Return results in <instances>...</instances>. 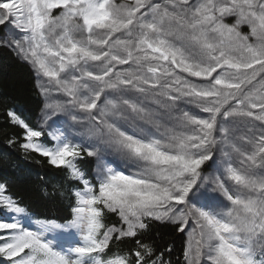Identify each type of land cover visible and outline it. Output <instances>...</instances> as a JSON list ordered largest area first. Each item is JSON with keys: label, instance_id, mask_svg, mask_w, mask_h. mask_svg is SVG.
<instances>
[{"label": "snow or ice", "instance_id": "snow-or-ice-1", "mask_svg": "<svg viewBox=\"0 0 264 264\" xmlns=\"http://www.w3.org/2000/svg\"><path fill=\"white\" fill-rule=\"evenodd\" d=\"M0 48L50 140L10 109L20 147L67 172L70 208L33 219L0 181L8 264H172L135 239L151 221L188 233L183 264H264V0H0Z\"/></svg>", "mask_w": 264, "mask_h": 264}, {"label": "trees", "instance_id": "trees-1", "mask_svg": "<svg viewBox=\"0 0 264 264\" xmlns=\"http://www.w3.org/2000/svg\"><path fill=\"white\" fill-rule=\"evenodd\" d=\"M34 83L30 67L7 49L0 48V181L8 183L9 192L26 205L30 212L36 213L33 219L48 218L62 222L60 218L70 212L66 194L61 195L69 187L66 182L67 172L50 166L47 159L39 154L22 149L20 145L24 142V130L13 124L7 116L10 109L15 110L30 127L45 132L39 142L50 143L47 129L41 128L42 105L36 98ZM13 139L16 143L10 145L9 141ZM94 166L95 162L90 158L81 162L85 170ZM116 222L115 216L110 215L106 219L108 224ZM135 239L154 244L158 252L171 245L172 251L166 253L165 260L171 259L172 264H183L186 234L178 232L173 224L151 221L147 231ZM135 239L126 238L120 242L113 240L109 254L117 249H133ZM0 264L8 262L0 256Z\"/></svg>", "mask_w": 264, "mask_h": 264}, {"label": "rangeland", "instance_id": "rangeland-1", "mask_svg": "<svg viewBox=\"0 0 264 264\" xmlns=\"http://www.w3.org/2000/svg\"><path fill=\"white\" fill-rule=\"evenodd\" d=\"M117 2L119 3V2H121V0H117ZM226 22H231V20H228V21H226ZM244 30H247L246 28L244 29ZM4 31H6V29H4ZM42 121V120H41ZM43 123V122H42ZM185 234H186V237H187V235H188V233L187 232H185Z\"/></svg>", "mask_w": 264, "mask_h": 264}]
</instances>
